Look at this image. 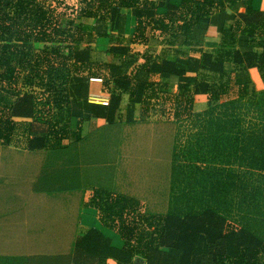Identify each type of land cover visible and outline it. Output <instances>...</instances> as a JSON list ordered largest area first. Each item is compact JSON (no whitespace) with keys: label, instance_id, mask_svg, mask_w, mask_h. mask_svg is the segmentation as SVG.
<instances>
[{"label":"trees","instance_id":"trees-1","mask_svg":"<svg viewBox=\"0 0 264 264\" xmlns=\"http://www.w3.org/2000/svg\"><path fill=\"white\" fill-rule=\"evenodd\" d=\"M236 1L77 0L74 8L64 0L54 6L0 0V145L45 151L32 191L90 187L97 209V218L83 217L89 227L72 252L0 256V264H264V90L255 91L247 75L257 68L264 82V10L248 0L222 29L214 53L159 59L141 49L155 30L190 44L199 20ZM60 5L74 17L57 13ZM130 11L135 25L126 36ZM238 33L247 37L248 50L232 47ZM94 50L118 61H98ZM199 71L218 74L219 82L199 78ZM155 75L164 82L152 81ZM171 76L178 79L173 94ZM91 78L109 92L106 104L88 101ZM123 94V122L154 114L159 99L165 115L171 97L173 119H185V129H175V138L181 133L184 140L173 143L164 214L147 213L138 200L112 192ZM198 94L209 102L202 111L193 109ZM91 118L106 126L82 135Z\"/></svg>","mask_w":264,"mask_h":264},{"label":"crops","instance_id":"crops-1","mask_svg":"<svg viewBox=\"0 0 264 264\" xmlns=\"http://www.w3.org/2000/svg\"><path fill=\"white\" fill-rule=\"evenodd\" d=\"M180 1L171 0L174 5H178ZM247 1L237 0L231 7L226 6L222 11L213 10L199 20L190 44H175V38L170 33L155 30L148 33L147 44L142 45L141 49L148 50L159 59H171L180 53L193 56H198L201 52L214 53L221 49L222 29L230 27L238 19V15L245 11ZM249 1L253 9L264 10V0ZM164 12V8H159L157 16H163ZM134 25L135 18L130 11L125 23L126 36L133 32ZM236 36L232 47L248 50L247 37L240 33ZM151 49L156 50L152 52ZM256 50L260 52L261 48L256 47ZM225 69L232 76V65L226 64ZM247 75L255 91L264 90V82L257 68L248 69ZM198 77L209 82H219L218 74L208 71H199ZM151 80L160 84L164 82L157 75L152 76ZM177 80L174 76L167 79L168 93L177 91ZM108 100L109 92L103 89L102 83L91 80L88 101L105 104ZM127 101L128 96L123 94L119 110L122 122L113 162L112 192L138 200L147 213L164 214L168 209L175 127L172 120L154 114H148L146 118L131 123L123 122ZM208 105L206 95H195L193 109L202 111ZM105 126L104 120L91 118L83 122L81 134H90ZM68 142L64 140L62 143ZM2 150L10 154L17 153L19 159L13 155L10 162H0V179L4 177L10 183V179L17 175L20 181L18 186L13 187V192L8 193L7 186L0 189V256L57 255L72 252L76 239L89 227L83 217L92 214L97 218V210H91V214H87V208L85 209V192H92V189L86 187L53 193L34 192L31 186L39 173L45 151L0 145V151Z\"/></svg>","mask_w":264,"mask_h":264},{"label":"rangeland","instance_id":"rangeland-1","mask_svg":"<svg viewBox=\"0 0 264 264\" xmlns=\"http://www.w3.org/2000/svg\"><path fill=\"white\" fill-rule=\"evenodd\" d=\"M43 0H41L42 2ZM48 1V4L49 5H56V0H47ZM64 4L67 5V6H70V7H74V8H77V0H64ZM57 13H60V12H64L65 15H66V20L69 21V19H71L72 17H74V13L73 15L71 14V10L70 9H65V6H62L60 5L59 8L57 9L56 11ZM154 50L156 49H151L152 52H154ZM94 54V58L97 59L98 61H101V62H108V60L111 59V61H114V62H117L118 59L116 57H113L111 56V54H107V53H104V52H101V51H97V50H94L93 52ZM162 101V100H161ZM163 103V102H162ZM162 103L160 102V99H159V102L158 104H153L154 109L152 110V112H154V115H157V116H161L163 118H166L167 120H172V123L176 129V126H180L181 128H183L186 124H185V119L184 120H179V121H176L173 119V106H172V97H171V100L167 101L166 100V103H165V106H164V109H165V115H161V113L159 112V108L161 106L162 108ZM194 103V101H193ZM175 111V110H174ZM185 129V127H184ZM175 132H174V140H175ZM184 140V136L180 134H178V137L176 139V141H183ZM95 147V148H94ZM85 148H87L88 150L92 151V154H96V145L92 142V141H87L85 143ZM98 151V149H97ZM100 152V151H99ZM88 154H91V152H88ZM100 154H104L103 152H100ZM19 159L18 158V154L15 153V154H10L9 152L5 151V150H2L0 151V162L4 163L5 161H8L10 162L12 159V157ZM4 174V172H3ZM20 179L17 175H14L13 178L10 179V183H8V181H6V179L4 177H2L0 179V189L4 186H7L9 187L8 188V193L13 192L14 189L13 187H16L18 186V183H19ZM16 192V191H15ZM91 195H92V192L91 191H87L85 192V209H86V213L87 214H91L89 211L91 210H97L94 206V202L92 201V198H91ZM97 212V211H96Z\"/></svg>","mask_w":264,"mask_h":264},{"label":"built area","instance_id":"built-area-1","mask_svg":"<svg viewBox=\"0 0 264 264\" xmlns=\"http://www.w3.org/2000/svg\"><path fill=\"white\" fill-rule=\"evenodd\" d=\"M91 80H95V81H99L101 82V79L100 78H91ZM106 104V103H105Z\"/></svg>","mask_w":264,"mask_h":264}]
</instances>
